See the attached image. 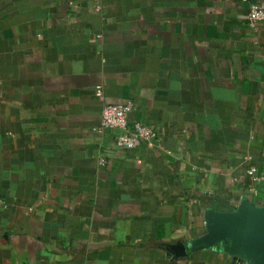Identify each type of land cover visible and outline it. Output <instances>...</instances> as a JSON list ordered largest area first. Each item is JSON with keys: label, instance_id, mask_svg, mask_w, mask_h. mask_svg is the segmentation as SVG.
Listing matches in <instances>:
<instances>
[{"label": "crops", "instance_id": "0c3cea01", "mask_svg": "<svg viewBox=\"0 0 264 264\" xmlns=\"http://www.w3.org/2000/svg\"><path fill=\"white\" fill-rule=\"evenodd\" d=\"M256 3L0 0V264H252L229 228L264 215ZM125 102L152 144L94 129Z\"/></svg>", "mask_w": 264, "mask_h": 264}, {"label": "built area", "instance_id": "2783aa9c", "mask_svg": "<svg viewBox=\"0 0 264 264\" xmlns=\"http://www.w3.org/2000/svg\"><path fill=\"white\" fill-rule=\"evenodd\" d=\"M248 25L257 30L264 23V4L256 3L250 6L247 13ZM96 94L102 97L101 88L96 90ZM131 102L121 104H103L98 125L94 128L98 132L105 129H114L117 131L115 144L119 148L130 149L141 145L142 143L152 144L157 137V132L150 126L142 122H135L132 128H128V114L132 108ZM257 168L250 166L248 174L255 180L260 179L256 175Z\"/></svg>", "mask_w": 264, "mask_h": 264}, {"label": "water", "instance_id": "95a60500", "mask_svg": "<svg viewBox=\"0 0 264 264\" xmlns=\"http://www.w3.org/2000/svg\"><path fill=\"white\" fill-rule=\"evenodd\" d=\"M241 229L246 236L247 243L250 246V257L252 264H264V215H257L253 212L241 214L235 217L229 231ZM178 249L183 245H178Z\"/></svg>", "mask_w": 264, "mask_h": 264}]
</instances>
